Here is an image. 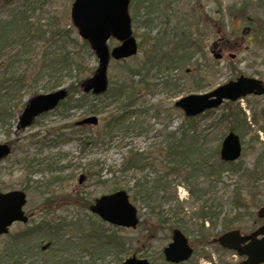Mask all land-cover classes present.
<instances>
[{"label":"rangeland","instance_id":"374dc122","mask_svg":"<svg viewBox=\"0 0 264 264\" xmlns=\"http://www.w3.org/2000/svg\"><path fill=\"white\" fill-rule=\"evenodd\" d=\"M31 1L41 8L37 10L41 13L37 14L42 16L41 22L60 25L61 39L52 51L63 48L67 52L78 53L85 69L80 78L92 77L90 71L98 69V58L91 48H82L84 42L71 21V10L76 0H0V14L8 16L12 8ZM136 1H132L134 5ZM158 1L164 0H156V3ZM133 3L129 7L133 36L139 46L142 41L144 44L142 48L139 47V54L126 60V63L111 61L108 69L110 87L118 83L123 70L144 61L152 48V40L158 38L160 32L168 34L177 30V26L180 27L177 30L179 36L184 31L196 43L192 62L182 63L171 69V72H165L166 81H170L168 85L163 76L155 79V74L151 73V86H140L134 107L131 108V118L124 122L123 129L115 130L110 136L105 134L106 125L118 111L116 107L106 104L109 101L104 95L98 98L91 94L85 98L82 93L69 95L65 103L54 111L36 117L28 127H21L20 118L24 109L12 121L11 128L0 126V145L8 144L11 147V154L0 160V193L20 190L27 194L24 211L30 217L27 224H13L8 235L0 236V253L12 239L42 221L78 222L83 223L85 229L94 225L103 234H116L125 242V247L124 251L116 254L105 253L107 248L104 247L101 249V254L104 251L102 259L91 261L89 255L84 254L86 257L75 264H122L134 255L153 264H167L163 250L172 242L175 229L182 230L195 250L191 258L194 264H237L240 258L235 252L212 244L224 232L221 219L238 216L234 229L245 234L262 226L256 213L264 207V96L250 95L237 102L226 101L216 110L192 120H196L193 128H196L197 135L203 134L202 140L206 139L204 144L212 152L216 151L218 145L220 151L223 140L231 131L243 141L242 156L238 162L224 166L221 179L197 174L185 181L184 173H172L162 151L168 135L181 131L184 121H188L185 113L176 108V102L194 94L210 93L219 86L236 81L240 76L264 81V0H167L162 7L165 8L167 4L165 9L170 21L163 18L152 32L140 29V18L138 22L134 21ZM183 16L185 22H179ZM220 40L227 42L225 44L230 47L224 59L217 60L213 57V44ZM174 42L171 38L170 43ZM119 43L118 40L110 39L108 46L112 49ZM47 48L44 39L35 41L34 49L27 56V60L33 59L32 62L16 65V71H27L30 81L38 74L39 81L35 85L38 95L52 92L48 90V72L45 70L39 74L43 67L40 60L42 52ZM2 69L3 62L0 60V72ZM72 74L65 77L63 89L75 81L76 74ZM138 81L139 78L134 79V82ZM30 100V97H26L25 102ZM92 106L109 109L99 115L90 114ZM89 116L98 117L99 125H75ZM237 116L244 120L245 125H236L235 130H230ZM89 136L100 140L87 141ZM133 155L144 157L143 168L127 170L124 167L125 159ZM257 160L263 161L260 180L239 184L238 177L244 170L252 169ZM218 161H221L220 153L210 160L217 164ZM93 162L98 167L92 168L90 164ZM90 168L94 172L91 177L86 175ZM99 169H102L101 176L95 175V172H100ZM236 171L241 174L238 176ZM82 175L85 178L80 184ZM159 177L167 178L170 185L166 193L157 192L158 195H155V198L167 196L165 202L149 203L133 192L137 181H147L149 188ZM189 187H212V191L208 197L196 201V198L191 197ZM121 190L128 192L133 206L139 211L141 222L136 229L113 227L92 214L89 208L74 202L76 199L81 205H92L103 195ZM235 196L242 199L245 207L238 210L232 205ZM49 198L58 199L57 204H46ZM205 202L213 203V211L219 214L220 223L214 228L208 223L201 228L203 220L200 212ZM74 230L65 231L63 235L69 239L79 238L80 232ZM48 239L43 240L44 245ZM40 257L36 264H47L48 255L41 253Z\"/></svg>","mask_w":264,"mask_h":264},{"label":"trees","instance_id":"16d2710c","mask_svg":"<svg viewBox=\"0 0 264 264\" xmlns=\"http://www.w3.org/2000/svg\"><path fill=\"white\" fill-rule=\"evenodd\" d=\"M164 1L167 2V0ZM164 1L156 3V0H137L135 5L132 2L135 8L134 21L138 22L139 18L142 21L140 29L152 32L163 18L166 17L167 21H170L165 9L167 4L165 8L162 7ZM37 10L39 11L41 8L36 7L35 3L31 1L22 6L12 8L8 16L0 14V60L3 62L4 67L0 72V126L2 128L5 126L11 128L12 121L16 119V116L29 103L25 102L26 97L33 99L35 96H38V91L35 87L39 81L38 74L30 81V76H28L26 70H22V72L16 71L17 64L19 65L22 62L29 64L32 62L33 59L27 60V56L34 49L35 41L44 39L48 44V48L42 52L43 55L40 60L43 67L39 74L45 70L48 72L47 75L50 76L49 91L55 92L60 90L65 86L63 82L65 77L72 76V73L75 72V81L66 87L67 99L70 97L69 95L77 93H82L86 98L87 95L83 93V87L87 81L97 74V70H91L90 74H92V77L87 76L81 79L80 76L84 74L85 69L78 53L67 52L63 48H57L58 50L52 51L53 47L59 42L60 34H62L60 32L61 29H59L60 25L55 22L52 24L41 22L42 16H37V14H41ZM192 16L195 17V15ZM179 22H185L184 16L180 17ZM179 29L180 27L177 26L178 31ZM177 30L168 34L160 32L159 37L152 40L153 42L150 45L152 48L144 61L137 66H129L123 70L118 83L113 88L109 87L108 91L104 93L106 100L109 101L106 104L109 107H116L118 111L107 123L106 135L110 136L115 130L123 129L125 126L124 122L128 120L127 118H131L130 115L133 112L131 108L134 107L133 103L139 94L140 86L144 85L145 88H150L151 86L150 82L151 80L153 81L149 77L151 73L155 74V79L163 76L165 84L168 85L170 81H166L167 76L165 72H171V69L181 66L182 63L192 62L193 49L196 43H193L192 39L185 35L186 32L184 31L179 36ZM171 38L175 41L174 43H170ZM166 40H169V42L165 43ZM143 44L144 42L142 41L139 47L142 48ZM82 48L90 50L89 42L84 41ZM123 62L126 63V61ZM136 78H139L138 83L134 82ZM63 103L65 101L61 104ZM109 107L101 109L100 107L92 106L89 113L99 115L106 109H109ZM187 120L184 121L181 131L168 135L166 139V146L162 152L166 155L165 161L167 165L172 168V173L181 175L184 173L185 181L197 174H202L206 177L214 176L217 180L221 179V172L225 164L221 161H218V164L210 162L212 157H218L220 145L216 147L215 152L210 151L208 145L204 144L206 139L202 140L203 134L197 135L196 128H193L196 120ZM234 120L235 122L230 130H235L236 125L244 127V120L239 116L235 117ZM188 126L189 128H187ZM178 135L181 137L178 138ZM103 137L106 138L104 133ZM89 140L98 142L100 138L99 140H94L89 136L87 141ZM144 162L143 156L133 155L129 159H125L124 167L127 170L143 168ZM262 162V160H257L254 167L250 170H244L242 175H240V171H236L237 175H240L238 183L250 184L251 182H256V180L259 181ZM90 165L92 168L98 167V164L95 162ZM101 173L102 169L98 173L95 172V175L101 176ZM92 174L94 172L90 168L86 175L91 177ZM166 179L159 177L149 188L147 187V181L145 183L137 181L134 184L133 192L139 194L144 201L149 203L156 204L157 201L161 200L165 202L167 196L155 198V195H158L157 192L166 193L169 190V181ZM211 188L189 187V192L191 197L196 198L195 200L198 201L199 199L208 197L212 191ZM49 199L46 200V204H57L58 202V199ZM74 202L75 204L78 203L81 207L85 206L89 208L91 206L88 203H82L81 205L76 199H74ZM231 202L238 210L245 207L242 199L238 196H235ZM212 205L213 203L208 204L205 202L201 209L200 218L203 220L201 228H204L206 223L210 224L211 228L216 227L220 223L219 214L213 211L214 205ZM238 218L236 215L222 218L221 225L223 231L234 229ZM163 222H166V220H163ZM181 222L183 223V220ZM72 228L75 229V232H80L81 236L79 238L72 237L69 239L63 235V232L65 233V231L67 232ZM97 229L94 225L90 229H85L84 224L78 222L46 223V221H42L37 226L31 227L28 231L20 234L18 238L12 239L4 247L5 249L0 253V264H36L41 258V253L48 255L49 258L46 259L47 264H75L80 259L82 261L86 257V254L89 255L91 261L102 259L101 255L104 251L101 254V249H104V247L107 248L105 251L107 254H116L117 252L124 251L125 242L121 238H118L116 234H103ZM47 238H49L48 243L44 245L43 240ZM182 264H194V262L190 260Z\"/></svg>","mask_w":264,"mask_h":264},{"label":"water","instance_id":"95a60500","mask_svg":"<svg viewBox=\"0 0 264 264\" xmlns=\"http://www.w3.org/2000/svg\"><path fill=\"white\" fill-rule=\"evenodd\" d=\"M131 0H76L72 7L71 19L79 31L80 38L90 42L96 52L100 67L97 74L84 85V92H92L98 95L106 92L108 88V67L110 59L116 61L136 56L139 52L137 39L133 37L129 4ZM113 37L121 42V45L113 48L108 47V40ZM217 60L222 57L214 54ZM67 92L63 89L35 96L21 113V127L30 126L35 117L51 112L66 98ZM254 95H264V82L260 79L240 76L236 81H230L223 86L215 88V91L204 95H191L176 102L175 106L185 113L188 118H195L205 114L209 110H215L228 100H237ZM99 119L96 116L88 117L77 125L98 126ZM221 159L225 163L236 162L242 155V141L235 132H230L224 139L221 150ZM8 145H0V160L10 155ZM80 184L84 182L81 176ZM27 194L22 191L0 193V235L7 234L14 223H27L29 218L25 215L24 207L27 205ZM90 212L98 215L103 221L121 228L135 229L139 224L138 210L129 200L128 193L117 191L112 195H103L96 200L90 208ZM257 215L264 219V207ZM261 237V239L259 238ZM173 242L166 247L164 256L166 262L180 264L187 262L193 255L189 247V240L180 229L173 232ZM221 247L235 250L239 256L246 257L241 264H264V226L248 236H241L239 231L223 234L215 240ZM248 243L244 249L242 244ZM123 264H151L147 260L138 259L136 256L127 258Z\"/></svg>","mask_w":264,"mask_h":264},{"label":"flooded vegetation","instance_id":"af4514ba","mask_svg":"<svg viewBox=\"0 0 264 264\" xmlns=\"http://www.w3.org/2000/svg\"><path fill=\"white\" fill-rule=\"evenodd\" d=\"M225 43H227V42H225V41H222V40H220V41H218V42H216V43H214L213 44V53L214 54H219L221 57H222V59H224V56L226 55V53L229 51V47L230 46H228V44H225ZM239 230V229H238ZM257 230V229H256ZM256 230H254V231H256ZM253 231V232H254ZM239 232H240V234L242 235V236H248V235H251L252 233H249V234H245L244 232H242L241 230H239ZM248 243H246V244H242L241 245V248L242 249H244V247L247 245ZM213 245H216V244H213ZM235 254H237V253H235ZM240 258V257H239ZM246 258L244 257V258H240V259H238V262H237V264H239V263H241V262H243L244 260H245Z\"/></svg>","mask_w":264,"mask_h":264}]
</instances>
